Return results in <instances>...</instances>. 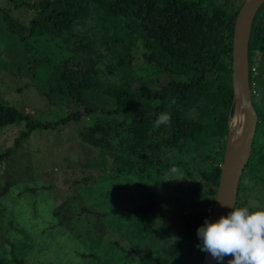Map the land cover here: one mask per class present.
I'll list each match as a JSON object with an SVG mask.
<instances>
[{"label": "trees", "instance_id": "trees-1", "mask_svg": "<svg viewBox=\"0 0 264 264\" xmlns=\"http://www.w3.org/2000/svg\"><path fill=\"white\" fill-rule=\"evenodd\" d=\"M241 2L233 6L213 0H34L26 3L31 17L24 31L17 33L24 44L32 36L55 37L62 43L67 54L55 64L41 93L47 102L52 96L66 102L68 111L59 122L86 120L78 132L80 140L102 151L111 174H133L143 183L153 182L155 174L158 182L165 177L161 184L165 187L172 179L164 170L183 167L185 175L197 179L167 264H199L202 256L200 247H195L202 244L196 230L209 219L205 208L214 197L232 114V109L228 112L231 22ZM96 16L103 21L95 27ZM5 21L9 27L13 24L9 18ZM117 26L120 31L109 35L108 28L114 31ZM133 40L143 46L144 63L155 75L132 84L129 44ZM251 52L264 55V2L253 16L247 44L249 90L254 86L263 93L264 61H254ZM250 98L257 122L247 171L264 162V97L257 100L251 93ZM162 112L170 114V124L155 127ZM15 121H24L27 129L50 125L0 103V127ZM25 134L18 135L14 144ZM189 145L197 155L187 160ZM171 150L177 155L163 160ZM8 152L9 148L1 152L0 159ZM83 178L77 182H84ZM242 178L264 184L249 175ZM146 195L145 203L133 211H153L150 203L156 196ZM128 251L136 264H150L149 253ZM230 259L225 256L221 264ZM0 264L25 263L14 258L11 263L0 259Z\"/></svg>", "mask_w": 264, "mask_h": 264}, {"label": "rangeland", "instance_id": "rangeland-1", "mask_svg": "<svg viewBox=\"0 0 264 264\" xmlns=\"http://www.w3.org/2000/svg\"><path fill=\"white\" fill-rule=\"evenodd\" d=\"M33 1L0 0V103L50 123L27 129L24 121H15L0 127V153L9 148L0 159V259L11 263L15 258L25 264H136L128 251L133 248L149 253L150 264H167L197 179L185 175L183 167L164 170L172 179L165 187L161 185L165 177L158 182L155 174L148 183L133 174L115 176L107 170L102 151L80 140L85 119L59 122L68 111L66 102L57 96L47 102L41 90L67 51L55 37L32 36L26 44L17 37L31 17L26 3ZM213 1L236 6L239 0ZM7 18L13 21L10 27ZM102 21L96 16L92 23L96 27ZM113 30L108 28V34L120 28ZM129 46L130 73L135 76L131 83L155 75L144 63L141 43L133 40ZM250 55L256 62L264 61L260 53ZM252 90L254 99L264 97L254 86ZM23 131L26 134L14 144ZM195 152L189 145L187 160L196 157ZM175 155L176 151H168L163 160ZM242 172V177L264 182V162ZM81 177L84 182L78 183ZM242 177L239 207L252 202L264 205V184L244 182ZM149 192L156 196L150 203L153 211H133L145 203Z\"/></svg>", "mask_w": 264, "mask_h": 264}, {"label": "water", "instance_id": "water-1", "mask_svg": "<svg viewBox=\"0 0 264 264\" xmlns=\"http://www.w3.org/2000/svg\"><path fill=\"white\" fill-rule=\"evenodd\" d=\"M264 0H242L232 20L230 42V87L232 101L228 112L242 113L240 130L236 132L237 139L229 145L230 126L229 115L222 159L219 166V176L216 190L211 203L209 220L215 221L220 216H227L231 208L222 207L220 202H236L239 177L250 154V147L255 132L257 115L250 98L248 81L247 44L251 22L257 8ZM220 201V202H219ZM207 251H202L199 264H216Z\"/></svg>", "mask_w": 264, "mask_h": 264}, {"label": "clouds", "instance_id": "clouds-1", "mask_svg": "<svg viewBox=\"0 0 264 264\" xmlns=\"http://www.w3.org/2000/svg\"><path fill=\"white\" fill-rule=\"evenodd\" d=\"M170 121V114L162 112L154 126L169 125ZM172 171L178 170L173 168ZM220 204L232 211L215 221L205 218L196 230L202 241L198 245L200 250L207 251L218 261L231 256L228 264H264V205L255 202L244 207H236L234 203Z\"/></svg>", "mask_w": 264, "mask_h": 264}, {"label": "bare ground", "instance_id": "bare-ground-1", "mask_svg": "<svg viewBox=\"0 0 264 264\" xmlns=\"http://www.w3.org/2000/svg\"><path fill=\"white\" fill-rule=\"evenodd\" d=\"M242 122V113L240 111L234 112L229 119L230 126V136H229V145L235 143L237 136L235 135L238 131V124L241 125Z\"/></svg>", "mask_w": 264, "mask_h": 264}, {"label": "built area", "instance_id": "built-area-1", "mask_svg": "<svg viewBox=\"0 0 264 264\" xmlns=\"http://www.w3.org/2000/svg\"><path fill=\"white\" fill-rule=\"evenodd\" d=\"M251 69H253V68H251ZM251 93H253L252 89H250V94ZM205 212H207L208 215L210 214V212H211V204L207 205V207L205 208Z\"/></svg>", "mask_w": 264, "mask_h": 264}]
</instances>
